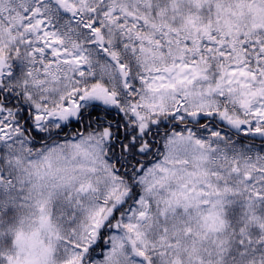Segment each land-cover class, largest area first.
Returning a JSON list of instances; mask_svg holds the SVG:
<instances>
[{
	"label": "snow or ice",
	"instance_id": "obj_1",
	"mask_svg": "<svg viewBox=\"0 0 264 264\" xmlns=\"http://www.w3.org/2000/svg\"><path fill=\"white\" fill-rule=\"evenodd\" d=\"M0 264H264V0H0Z\"/></svg>",
	"mask_w": 264,
	"mask_h": 264
}]
</instances>
